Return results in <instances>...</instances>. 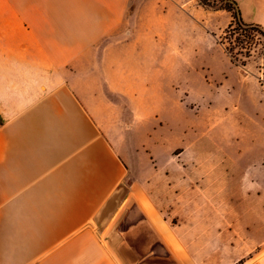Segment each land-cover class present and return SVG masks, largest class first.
<instances>
[{
  "label": "crops",
  "instance_id": "crops-1",
  "mask_svg": "<svg viewBox=\"0 0 264 264\" xmlns=\"http://www.w3.org/2000/svg\"><path fill=\"white\" fill-rule=\"evenodd\" d=\"M235 1L264 27V0ZM142 2L0 0V264H127L130 230L110 226L129 201L150 223L166 204L169 264H223L208 204L224 198L187 196L186 134L160 117L159 6Z\"/></svg>",
  "mask_w": 264,
  "mask_h": 264
},
{
  "label": "rangeland",
  "instance_id": "rangeland-1",
  "mask_svg": "<svg viewBox=\"0 0 264 264\" xmlns=\"http://www.w3.org/2000/svg\"><path fill=\"white\" fill-rule=\"evenodd\" d=\"M206 1L212 7L200 0H186L184 5L171 0L142 3L159 6L160 45L154 52L165 80L159 93L160 117L161 122L177 123L186 134L181 132L175 142L177 153L188 149L183 160L191 185L187 196L224 198L223 204H208L209 212L222 213V263L244 264L264 252V61L256 57L246 67L230 62L218 40L231 15L214 8L221 0ZM146 15L139 18L144 21ZM168 52L176 55L174 68L165 58ZM100 114L109 118L103 109ZM176 179L182 180L183 174ZM160 208L165 209V221L143 220L134 201L113 219L112 230H130L121 239L127 264L171 263L166 235L172 224L166 221V204ZM200 209L193 206L192 212ZM138 227L143 231L137 234ZM119 240L112 237L113 242Z\"/></svg>",
  "mask_w": 264,
  "mask_h": 264
},
{
  "label": "trees",
  "instance_id": "trees-1",
  "mask_svg": "<svg viewBox=\"0 0 264 264\" xmlns=\"http://www.w3.org/2000/svg\"><path fill=\"white\" fill-rule=\"evenodd\" d=\"M203 6H210L206 0H200ZM217 10L226 11L231 15V23L225 29L218 42L223 47L230 62L235 66L246 67L253 58L264 61V27L246 22L235 0H221ZM215 5V2H214Z\"/></svg>",
  "mask_w": 264,
  "mask_h": 264
}]
</instances>
